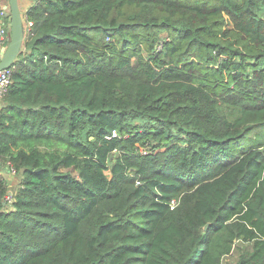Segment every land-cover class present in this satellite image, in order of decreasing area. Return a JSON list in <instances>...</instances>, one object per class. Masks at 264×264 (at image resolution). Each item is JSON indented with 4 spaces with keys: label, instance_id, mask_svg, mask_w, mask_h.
Here are the masks:
<instances>
[{
    "label": "trees",
    "instance_id": "obj_1",
    "mask_svg": "<svg viewBox=\"0 0 264 264\" xmlns=\"http://www.w3.org/2000/svg\"><path fill=\"white\" fill-rule=\"evenodd\" d=\"M26 18L0 264H264V0H35Z\"/></svg>",
    "mask_w": 264,
    "mask_h": 264
},
{
    "label": "water",
    "instance_id": "obj_2",
    "mask_svg": "<svg viewBox=\"0 0 264 264\" xmlns=\"http://www.w3.org/2000/svg\"><path fill=\"white\" fill-rule=\"evenodd\" d=\"M8 7L10 12V40L5 49L0 52V69L12 66L24 46L26 37L24 15L21 12L19 0H9ZM207 225H205V228H207Z\"/></svg>",
    "mask_w": 264,
    "mask_h": 264
},
{
    "label": "built area",
    "instance_id": "obj_3",
    "mask_svg": "<svg viewBox=\"0 0 264 264\" xmlns=\"http://www.w3.org/2000/svg\"><path fill=\"white\" fill-rule=\"evenodd\" d=\"M10 12L6 8L0 7V52L5 49L7 46L9 40H10ZM32 24V21L27 20L26 23H24V31L25 34H27L28 30L30 29V26ZM11 72L12 67H6L0 69V98L5 94L10 82H11ZM115 134V132H113ZM7 170L11 174H15V169L13 166L7 163H3L1 161L0 157V176L5 177L3 171ZM5 199L10 201L11 200V191H9Z\"/></svg>",
    "mask_w": 264,
    "mask_h": 264
},
{
    "label": "crops",
    "instance_id": "obj_4",
    "mask_svg": "<svg viewBox=\"0 0 264 264\" xmlns=\"http://www.w3.org/2000/svg\"><path fill=\"white\" fill-rule=\"evenodd\" d=\"M34 1L35 0H19L20 9H21L22 14L24 15V23L27 22L26 10L29 7V5L32 4ZM8 4H9V0H0V7L6 8L9 11ZM1 102H3V101L0 98V106L2 105ZM3 173L9 181L10 191L13 190L16 183L18 182L15 174L13 175V174L9 173L6 169L3 171Z\"/></svg>",
    "mask_w": 264,
    "mask_h": 264
},
{
    "label": "rangeland",
    "instance_id": "obj_5",
    "mask_svg": "<svg viewBox=\"0 0 264 264\" xmlns=\"http://www.w3.org/2000/svg\"><path fill=\"white\" fill-rule=\"evenodd\" d=\"M237 256V252L234 249L232 252H230L227 256L224 257L222 264H232Z\"/></svg>",
    "mask_w": 264,
    "mask_h": 264
}]
</instances>
